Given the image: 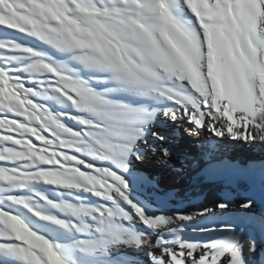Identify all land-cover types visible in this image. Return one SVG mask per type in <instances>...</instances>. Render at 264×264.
<instances>
[{
  "label": "snow or ice",
  "instance_id": "snow-or-ice-1",
  "mask_svg": "<svg viewBox=\"0 0 264 264\" xmlns=\"http://www.w3.org/2000/svg\"><path fill=\"white\" fill-rule=\"evenodd\" d=\"M242 174L193 210L144 166ZM264 0H0V264H264Z\"/></svg>",
  "mask_w": 264,
  "mask_h": 264
},
{
  "label": "bare ground",
  "instance_id": "bare-ground-1",
  "mask_svg": "<svg viewBox=\"0 0 264 264\" xmlns=\"http://www.w3.org/2000/svg\"><path fill=\"white\" fill-rule=\"evenodd\" d=\"M178 149L186 169L184 174H177L172 168L161 166L155 161L144 167L152 174L159 176L163 189H174L179 198H189L185 200V207H190L193 210L199 208L202 204L208 203L213 195L222 188L231 187L242 191L247 187L248 178L239 173L215 178L201 174L196 166L197 163L200 167L204 166L198 143L183 141ZM218 158L241 164L251 161L259 162L264 160V146L250 147L238 142H228L220 149Z\"/></svg>",
  "mask_w": 264,
  "mask_h": 264
}]
</instances>
